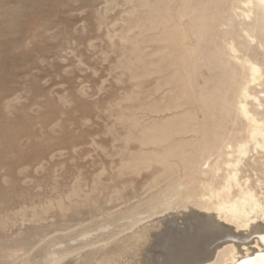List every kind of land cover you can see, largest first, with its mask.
Instances as JSON below:
<instances>
[{
  "label": "bare ground",
  "instance_id": "6f19581e",
  "mask_svg": "<svg viewBox=\"0 0 264 264\" xmlns=\"http://www.w3.org/2000/svg\"><path fill=\"white\" fill-rule=\"evenodd\" d=\"M143 4L137 65L150 95L130 97L114 113L126 131L119 143L120 132L112 130L110 150L117 162L112 180L123 185L124 176H141L140 188L150 195L113 233L183 208L182 223L168 216L155 233H171L182 264H264V0ZM113 189L120 193L117 183ZM147 225L96 248L84 245L73 258L48 250L42 264H151Z\"/></svg>",
  "mask_w": 264,
  "mask_h": 264
},
{
  "label": "rangeland",
  "instance_id": "374dc122",
  "mask_svg": "<svg viewBox=\"0 0 264 264\" xmlns=\"http://www.w3.org/2000/svg\"><path fill=\"white\" fill-rule=\"evenodd\" d=\"M143 2L0 0V264H42L48 250L73 258L144 223L151 264L185 262L171 233H155L170 216L182 223L187 209L157 213L159 222L151 216L115 234L150 195L141 176H124L128 186L112 180L110 136L117 129L122 142L126 127L114 113L127 99L150 95L137 65ZM128 146L138 148L133 140Z\"/></svg>",
  "mask_w": 264,
  "mask_h": 264
}]
</instances>
